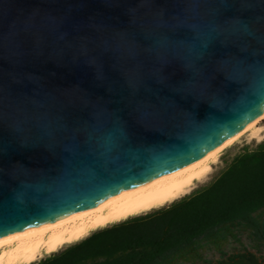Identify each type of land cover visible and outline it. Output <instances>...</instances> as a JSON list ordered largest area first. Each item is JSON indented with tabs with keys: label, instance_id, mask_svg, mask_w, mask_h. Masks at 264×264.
Segmentation results:
<instances>
[{
	"label": "water",
	"instance_id": "1",
	"mask_svg": "<svg viewBox=\"0 0 264 264\" xmlns=\"http://www.w3.org/2000/svg\"><path fill=\"white\" fill-rule=\"evenodd\" d=\"M263 110L264 0H0V239L182 168Z\"/></svg>",
	"mask_w": 264,
	"mask_h": 264
},
{
	"label": "trees",
	"instance_id": "2",
	"mask_svg": "<svg viewBox=\"0 0 264 264\" xmlns=\"http://www.w3.org/2000/svg\"><path fill=\"white\" fill-rule=\"evenodd\" d=\"M263 210L264 143L238 155L206 189L93 232L37 264H169L201 242L222 238L231 224L256 226L253 216Z\"/></svg>",
	"mask_w": 264,
	"mask_h": 264
},
{
	"label": "bare ground",
	"instance_id": "3",
	"mask_svg": "<svg viewBox=\"0 0 264 264\" xmlns=\"http://www.w3.org/2000/svg\"><path fill=\"white\" fill-rule=\"evenodd\" d=\"M264 110L235 136L225 140L198 160L124 190L104 201L63 219L0 239V264H34L91 233L169 205L205 182L222 152L241 138H264L259 126Z\"/></svg>",
	"mask_w": 264,
	"mask_h": 264
},
{
	"label": "rangeland",
	"instance_id": "4",
	"mask_svg": "<svg viewBox=\"0 0 264 264\" xmlns=\"http://www.w3.org/2000/svg\"><path fill=\"white\" fill-rule=\"evenodd\" d=\"M259 126L264 129V120L261 121ZM262 143H264V138L260 140V142L255 139L248 140L246 137L241 138L238 143L222 152L217 163L212 165V170L204 183L198 184L190 194L180 198L176 202L209 187L229 167L238 155L245 151L255 150ZM170 206L171 204L160 209H166ZM158 210L138 217L154 214ZM253 217L255 218L256 226L254 222L253 226L231 224L222 230V238L212 242H201L199 246L191 248L184 257H176L170 261L169 264H264V210ZM109 227L112 226H108V228ZM70 246H73V244L63 247V249H60L57 253H61ZM52 255L53 254L50 256ZM50 256L44 257L34 264ZM97 260H100V258Z\"/></svg>",
	"mask_w": 264,
	"mask_h": 264
},
{
	"label": "snow or ice",
	"instance_id": "5",
	"mask_svg": "<svg viewBox=\"0 0 264 264\" xmlns=\"http://www.w3.org/2000/svg\"><path fill=\"white\" fill-rule=\"evenodd\" d=\"M108 143L110 144V138H109V141H108Z\"/></svg>",
	"mask_w": 264,
	"mask_h": 264
}]
</instances>
